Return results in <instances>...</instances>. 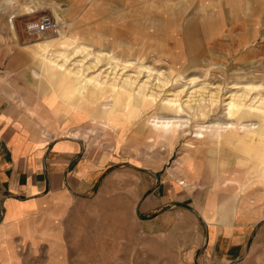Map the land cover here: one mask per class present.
Returning a JSON list of instances; mask_svg holds the SVG:
<instances>
[{
  "label": "crops",
  "instance_id": "obj_1",
  "mask_svg": "<svg viewBox=\"0 0 264 264\" xmlns=\"http://www.w3.org/2000/svg\"><path fill=\"white\" fill-rule=\"evenodd\" d=\"M221 8L245 14L225 1ZM147 9L148 0H0V264H169L165 254L171 264H264V214L245 205L262 188L238 141L198 142L167 172L158 154L135 164L109 155L82 138L92 114L60 97L72 87L53 80L46 55L36 54L45 40H55L49 53L60 51L57 39L8 33L40 14L68 31H116V16ZM77 14L115 18L89 28L73 22ZM123 30L130 35L129 24ZM165 240H176L173 248Z\"/></svg>",
  "mask_w": 264,
  "mask_h": 264
},
{
  "label": "rangeland",
  "instance_id": "obj_2",
  "mask_svg": "<svg viewBox=\"0 0 264 264\" xmlns=\"http://www.w3.org/2000/svg\"><path fill=\"white\" fill-rule=\"evenodd\" d=\"M222 1L225 0H148L146 14L116 16V31L92 29L68 31L65 21L50 15L62 24L61 30L57 33L28 36L25 25L34 18L28 21L18 19L16 22L18 31L12 30L8 33L10 37L23 38L31 43L40 42L43 38L57 39L60 52L49 53L48 48L55 40H45L37 43V56L38 53L47 54L46 57L56 66L65 65L64 70L81 71L87 78L99 75L101 82L110 81L120 86L128 78L136 79L134 90L143 86L147 94L154 93L158 97L157 105L142 108L132 120L123 111L127 102L124 94H120V101L117 99L114 102L109 99V104L115 103L119 114L105 116V120L94 119L99 110L97 104L91 103L92 109L82 107V110H89V114H92L93 124L81 129V135L82 138L86 137L84 139L89 145L104 150L109 155L120 157L121 160L125 155L132 164L138 162L141 156L155 158L158 154L157 162L164 163L163 171L167 172L172 163H178L177 157L182 151L196 145L194 132L197 124L208 126L213 121L231 119L224 114L225 105L232 99L236 101L245 97L246 108H254L264 101V8L258 4V0H231L232 9L245 11L241 17L235 16L234 19L233 15L221 8ZM244 5H247V10L243 9ZM187 13L193 14L191 17L194 24L191 30L184 29L187 22L184 18ZM113 18L115 17L110 15L77 14L73 22L78 23V26L88 24L91 28L90 24H97L104 28L114 22ZM126 23L131 30L130 35L125 38L123 26ZM243 35L246 40H243ZM43 43L48 44L43 46L41 45ZM75 48L80 49L79 54L72 53ZM65 51L66 54L61 55ZM101 52H106L108 56L103 57L94 70H89L88 67L96 64V56ZM54 53L62 60L61 62L50 57ZM87 53L91 55L87 56ZM132 62L135 66L131 64ZM43 67L42 71L47 73ZM42 71L40 75L44 74ZM192 77L198 78L197 81L190 82ZM163 99L176 100L182 107V118L190 120V124L175 136L162 137V134L151 131L150 121L158 113L159 100ZM210 100L215 102L211 104ZM260 108L264 109V106ZM201 111L207 113L204 120L197 117ZM162 113L165 114L161 111ZM254 140L253 150L245 148L251 145L249 138L241 141L243 145L240 148L249 160L248 165L244 164L251 169L247 174L255 179V183L260 185L259 188L262 190L252 195L251 199L246 198L245 205L249 202L258 203L261 213L264 214V179L259 175L260 170L255 167L257 165L255 157L258 149L264 145V138L256 139V142ZM133 166V171H136ZM261 227L264 228V223ZM175 241L165 240L166 244L163 247L170 243V247L173 248ZM251 245L250 243V247ZM259 246L261 249L264 248V238L259 240ZM20 257L27 258L26 254ZM71 257L68 258V262H71ZM165 258L166 262L171 264L172 256L165 254Z\"/></svg>",
  "mask_w": 264,
  "mask_h": 264
},
{
  "label": "bare ground",
  "instance_id": "obj_3",
  "mask_svg": "<svg viewBox=\"0 0 264 264\" xmlns=\"http://www.w3.org/2000/svg\"><path fill=\"white\" fill-rule=\"evenodd\" d=\"M232 1L225 0V2L227 3V6H229L231 9H232V3H233ZM244 6H247V5H244ZM244 39L246 40V38L243 35V40ZM72 53L79 54L80 49L75 48ZM65 54H66V51L65 53L61 55H65ZM90 55H91L90 53L89 54L87 53V56H90ZM107 56L108 55L106 52L99 53L96 56L97 58L96 64L92 67H88V69L91 71L94 70L96 65L101 61V59ZM46 60L47 61L45 62V67L46 69H50L51 72L53 73V76H54L53 80H56L58 78L59 82H66L67 86H70L72 87L71 89H73V90H70V89L66 90L68 93L60 97L65 99L68 103H73V102L76 103L78 108L85 107V108L92 109L91 103L97 104L99 110L95 114L94 119L105 120L106 119L105 116H108L111 114L113 115L119 114L115 103L112 105V104H109V101L114 100L115 102V100L117 99L120 101V98H119L120 94H124V96H126L127 102L125 101L126 106L124 107L125 109L123 111H125L126 115L131 120L134 119L136 115H138L137 113L141 111L142 108L146 109L154 105H157L156 101L158 97L154 95V93L147 94L145 88H142L143 86L141 88L139 87L136 90L133 89L134 84H136L135 81H137L136 79L132 80L131 78L127 77L128 79L124 80L123 83L119 86L116 83H113L110 81H109L110 83L101 82L99 79L100 78L99 75H96L91 78H87L85 74L81 73V71L73 72L71 70H64L65 65H62L59 67L58 65L56 66V64L51 59L47 58ZM112 60L114 61L115 59H112ZM66 62H68V59H66ZM131 64L135 66V63L132 62ZM81 65L83 64L81 63ZM70 79H71V82H70ZM197 79L198 78L196 77L195 78L192 77L189 81L194 82V81H197ZM71 83L74 85H72ZM142 85L145 86V84H142ZM214 99H216V97H214ZM244 99L245 97L242 100L238 98L236 101L232 99L229 103L225 105L226 113L224 115H226L227 118H231V119L226 120V121L224 120L221 122L213 121L208 126L197 124L196 131L194 132V138L195 140H197V143L198 142L200 143L203 140H211V141H216V142H221L223 140L225 142L228 140H236L242 146L243 144H241V141L249 138L251 140V145L246 146L245 148L248 150H253L255 146V144L253 145L252 143L253 140L255 139L254 141L256 142V139L264 138V109L260 108L264 106V101H261L259 105L257 104L258 106L255 105L256 107L254 106V108H246V103L244 102ZM176 100H168V99L159 100L158 108H157L158 113L154 117H152V120L150 121L151 131L153 133L162 134V137H167L168 135L175 136L179 131L186 128L190 124L189 119L182 118L181 116L182 107ZM213 100H210L211 104L215 102ZM211 104L210 106H212ZM110 106H112V108ZM161 111L165 112V114L163 113L161 114ZM206 116H207V113L202 112V111L197 114V117L200 120H204ZM91 132L93 133L94 131L91 130ZM76 136L79 137L80 135L76 133ZM255 160L257 161V165L255 167L260 170L259 175H261L264 179V145L258 149V153L256 154ZM248 172L250 173L251 169H249Z\"/></svg>",
  "mask_w": 264,
  "mask_h": 264
},
{
  "label": "built area",
  "instance_id": "obj_4",
  "mask_svg": "<svg viewBox=\"0 0 264 264\" xmlns=\"http://www.w3.org/2000/svg\"><path fill=\"white\" fill-rule=\"evenodd\" d=\"M62 24L47 14L39 15L25 25V32L28 36L43 35L46 33H57L61 30Z\"/></svg>",
  "mask_w": 264,
  "mask_h": 264
}]
</instances>
